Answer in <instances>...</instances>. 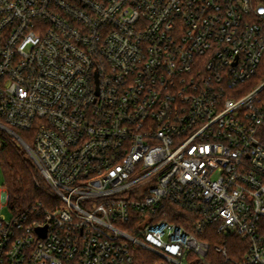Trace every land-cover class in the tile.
<instances>
[{
	"label": "built area",
	"instance_id": "2783aa9c",
	"mask_svg": "<svg viewBox=\"0 0 264 264\" xmlns=\"http://www.w3.org/2000/svg\"><path fill=\"white\" fill-rule=\"evenodd\" d=\"M9 146L0 264H264V0H0Z\"/></svg>",
	"mask_w": 264,
	"mask_h": 264
},
{
	"label": "trees",
	"instance_id": "16d2710c",
	"mask_svg": "<svg viewBox=\"0 0 264 264\" xmlns=\"http://www.w3.org/2000/svg\"><path fill=\"white\" fill-rule=\"evenodd\" d=\"M21 136L31 145L27 133L21 131ZM0 172L3 186L9 196V207L13 211H25L30 209L37 201L49 199L48 188L35 163L28 157L26 151L18 146H9L0 153ZM212 230V229H211ZM233 247L242 244L238 238H228L226 243ZM231 242H236L232 244ZM218 242H211V250L208 258L212 261L224 263L220 255L215 251ZM230 258L235 256L230 248Z\"/></svg>",
	"mask_w": 264,
	"mask_h": 264
},
{
	"label": "rangeland",
	"instance_id": "374dc122",
	"mask_svg": "<svg viewBox=\"0 0 264 264\" xmlns=\"http://www.w3.org/2000/svg\"><path fill=\"white\" fill-rule=\"evenodd\" d=\"M0 174H1V172H0ZM41 178H43V177L41 176ZM0 186H3L2 175H1V178H0ZM3 214L6 216L7 219H10L11 218V215H12L9 209H5L4 212H3ZM231 243L234 244L236 242H231Z\"/></svg>",
	"mask_w": 264,
	"mask_h": 264
}]
</instances>
